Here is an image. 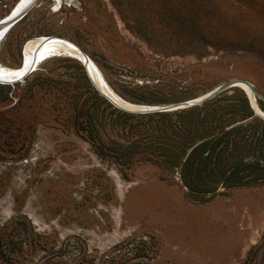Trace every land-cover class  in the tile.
Here are the masks:
<instances>
[{
	"label": "rangeland",
	"instance_id": "rangeland-1",
	"mask_svg": "<svg viewBox=\"0 0 264 264\" xmlns=\"http://www.w3.org/2000/svg\"><path fill=\"white\" fill-rule=\"evenodd\" d=\"M19 1L0 0V20ZM49 35L77 44L123 101L240 78L263 114L239 85L130 111L67 53L0 81V264H264V0H35L1 36L0 65L21 68L26 41ZM233 127L245 167L228 179L230 137L214 148L223 163L209 153L203 179H184L199 134Z\"/></svg>",
	"mask_w": 264,
	"mask_h": 264
},
{
	"label": "bare ground",
	"instance_id": "bare-ground-1",
	"mask_svg": "<svg viewBox=\"0 0 264 264\" xmlns=\"http://www.w3.org/2000/svg\"><path fill=\"white\" fill-rule=\"evenodd\" d=\"M32 1L33 0H20L12 12L0 20V38L7 31V25L11 22L12 18L19 14V12H21ZM65 53L82 60L91 79L96 84V86H98L97 88L105 96H107L109 100L114 101V103L117 102L120 106H125L127 108L138 107L135 104L121 100L116 94L113 93L98 68L77 44L67 38L56 35L39 36L27 40L24 45L23 66L19 69H10L0 65V81L9 82V80L20 78L24 76V74L33 71L36 66L46 57ZM248 90L251 95V89L248 88Z\"/></svg>",
	"mask_w": 264,
	"mask_h": 264
},
{
	"label": "trees",
	"instance_id": "trees-1",
	"mask_svg": "<svg viewBox=\"0 0 264 264\" xmlns=\"http://www.w3.org/2000/svg\"><path fill=\"white\" fill-rule=\"evenodd\" d=\"M244 97V96H243ZM245 101L247 102V106H245V111H249L251 114H253L252 109L250 108V105L248 103V100H246L245 97ZM189 110H186L185 112L187 113ZM184 112V114H185ZM248 112H244L243 115L247 114ZM257 121L258 122H262V120L260 118L257 117ZM202 126V129L204 127V121H202V119H198L196 120V130L195 133H200V129ZM205 130V128H204ZM237 133H241V130L239 128L233 127L229 130H223V132L221 134L218 135H214L212 136V139H207V135L199 134L200 138V142H194L191 144V150L186 158V160L183 163V174L182 176L184 177V179L187 180L188 175H190V172H192L193 177L194 178H198L200 180L203 179L204 174L207 173L208 170V165H210V156L209 153H212V156L214 155L217 159L216 163L217 164H221L219 162H224L225 159H227L226 157H223L220 153H215L214 148L216 147V145L218 144V142L220 141H224L227 144H229V138L233 137L232 141H234L232 143V147L231 150L228 152V154L232 157V162H231V168L232 171L230 172L228 179L234 178L235 175H237L238 170L240 168H244L245 167V163L243 161L242 155H240L239 153L242 152V150L244 149L243 145H246L245 142V132L241 133V134H237ZM225 149V147H223ZM215 153V154H214ZM185 170L187 172H185ZM188 183V184H187ZM205 183V182H204ZM186 184L188 186H190L191 188H193L191 182H187Z\"/></svg>",
	"mask_w": 264,
	"mask_h": 264
},
{
	"label": "water",
	"instance_id": "water-1",
	"mask_svg": "<svg viewBox=\"0 0 264 264\" xmlns=\"http://www.w3.org/2000/svg\"><path fill=\"white\" fill-rule=\"evenodd\" d=\"M35 0H33L28 6H26L21 12H19V14H17L14 18H12L11 22L7 25L8 28L7 30L19 19L21 18L26 11L30 8V6L34 3ZM28 73L24 74L27 75ZM24 76L20 77V78H16L13 80H9V82L11 81H16L19 80L21 78H23ZM96 85V84H95ZM234 85H239L241 87H244L243 89L246 91L251 105L252 107L260 114L261 110L259 109L258 105H257V97H256V90L254 89V87L252 86V84L244 79H240V78H234L232 80L223 82L219 85H217L216 87L212 88L211 90L202 93L196 97L187 99V100H183V101H179V102H174V103H169V104H164V105H158V106H142V105H137L138 107L136 108H127L125 106H120L117 102L114 103V101H112L115 105L125 108L127 110L130 111H134V112H147V111H153V110H173V109H179V108H184V107H189V106H193V105H197L200 104L202 102H204L205 100L211 98L212 96L216 95L217 93H219L220 91L227 89L229 87H232ZM98 87V86H97ZM246 87V88H245ZM249 89H251V95L249 92ZM132 104V103H131ZM136 105V104H135Z\"/></svg>",
	"mask_w": 264,
	"mask_h": 264
}]
</instances>
